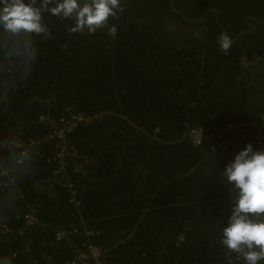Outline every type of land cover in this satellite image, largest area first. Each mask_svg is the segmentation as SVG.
<instances>
[{"label": "trees", "instance_id": "1", "mask_svg": "<svg viewBox=\"0 0 264 264\" xmlns=\"http://www.w3.org/2000/svg\"><path fill=\"white\" fill-rule=\"evenodd\" d=\"M120 2L109 20L115 35L108 28L70 33L68 21L45 16L50 35L35 38L37 56L27 75L0 71V141L35 138L45 131L39 118H60L66 106L75 114L108 113L69 135L87 164L74 173L70 158L66 168L85 222L79 229L97 233L94 243L109 250L105 264H231L234 254L219 238L235 193L220 172L246 143L257 150L255 137L230 144L216 159L208 154L213 141L193 147L185 137L192 127L212 132L264 114V74L242 66L256 56L264 64V0H173V9L170 0ZM171 20L179 31L204 28V40L189 32L176 36ZM245 21L256 29L221 51L217 36L225 30L232 40L247 30ZM14 155L0 152V220L8 218L12 230L0 237V258L30 264L12 254L31 240L36 264L41 252L62 262L71 250L66 242L53 244V229L19 238L13 229L21 222L13 216L31 207L57 228L78 223L77 212L44 160L13 165ZM83 241L81 234L74 238L76 245Z\"/></svg>", "mask_w": 264, "mask_h": 264}, {"label": "clouds", "instance_id": "2", "mask_svg": "<svg viewBox=\"0 0 264 264\" xmlns=\"http://www.w3.org/2000/svg\"><path fill=\"white\" fill-rule=\"evenodd\" d=\"M120 11V0H0V71L20 77L27 75L37 56L35 38L50 35L45 16L68 21L70 33L92 35L108 28L115 35L117 28L109 25V20ZM218 43L224 52L232 46L227 34L220 35ZM220 175L235 195L220 229L219 243L226 252L234 254L231 264H261L264 261V150L246 143ZM183 239V236L178 238L179 242ZM0 264H12V261L0 258Z\"/></svg>", "mask_w": 264, "mask_h": 264}, {"label": "built area", "instance_id": "3", "mask_svg": "<svg viewBox=\"0 0 264 264\" xmlns=\"http://www.w3.org/2000/svg\"><path fill=\"white\" fill-rule=\"evenodd\" d=\"M247 67L255 66L264 72L263 64L259 59L251 60L246 64ZM66 114L60 118L52 119L49 116H42L38 122L41 126H44L45 131L37 134L35 138H27L8 142L6 140L0 141V152L10 151L14 152L13 165L23 166L28 158L37 157L44 160L46 167L51 171L52 177L56 181L57 185H60L69 195V202L73 205L77 212L79 222L73 225H67L62 227H53L45 220L39 219V214L36 209L27 207L26 211L16 213L13 216L14 221L21 222V226L17 229H13V232L19 237L24 236L31 232L40 231L41 233L47 232V230H54L53 244L55 243H67L69 250H71V256L59 263H54L51 256L46 253H40V261L42 264H105V260L109 250H104L96 245L93 239L97 233L86 227L82 230L79 229V225H84L85 222L80 214L81 204L77 200V191L75 185L67 173L66 168L69 166L70 158L75 159L72 166V172L80 173L81 167L87 164L86 161H79L81 157L78 156V152H74L77 148L72 143L69 135L78 128L80 125L89 124L92 121L99 120L106 115L104 111L98 112L99 115L94 114H75L74 111L66 106ZM102 115V116H101ZM101 118L98 119V117ZM264 133V114L258 119L246 122L244 124L228 123L218 130L207 132L202 127L189 128L185 137V140L193 147L205 146L208 141H213L208 147V154L216 156L218 153L221 155L227 154L229 145L236 143L241 139H247L250 135H253L256 140L257 150H264L263 142ZM227 135L228 138L219 142L214 141V138ZM1 164V163H0ZM9 169L2 167L1 176L9 178ZM9 219L0 220V237L9 238L7 234L12 232L8 227ZM83 235L85 241L80 245L74 243V238L77 235ZM32 241L29 240L26 244L15 251L12 256H24L29 260L30 264H36L31 248Z\"/></svg>", "mask_w": 264, "mask_h": 264}, {"label": "rangeland", "instance_id": "4", "mask_svg": "<svg viewBox=\"0 0 264 264\" xmlns=\"http://www.w3.org/2000/svg\"><path fill=\"white\" fill-rule=\"evenodd\" d=\"M251 24V23H250ZM252 25H254V24H252ZM172 26V27H171ZM168 29L170 30V29H173L172 30V32H176V36H177V33L178 32H180V34H182L183 32H189V33H192L193 35V37H194V39H196L198 42H201V41H203L204 40V38H205V30H204V28H201V27H194V26H187V27H181L180 26V31H179V29L177 30V28H173V24H172V20H171V23L168 25ZM176 36H175V34H174V41H173V44H172V47L173 48H176V47H178V43L177 42H175L176 40ZM180 43V42H179ZM255 59H259V58H254L253 60H255ZM260 62L261 63H263V61L261 60V58H260ZM246 61H242V66L244 67V68H246ZM214 156V155H213ZM215 157V159L217 158V156H214Z\"/></svg>", "mask_w": 264, "mask_h": 264}, {"label": "water", "instance_id": "5", "mask_svg": "<svg viewBox=\"0 0 264 264\" xmlns=\"http://www.w3.org/2000/svg\"><path fill=\"white\" fill-rule=\"evenodd\" d=\"M169 5H170V7H172V0H170ZM207 11H208V12H209V11H215V8H213V7H212V8H209V9H207ZM216 15H217V12H216ZM256 21L259 22L258 20H256ZM199 22H201V21H199ZM199 22H197V23H199ZM245 24H246V26H249V25H250V23H248L247 21H245ZM261 24H262V23H261ZM263 25H264V23H263ZM249 27H250L249 30H243V31L240 32L235 38H233V39H232V43H234L236 40H238L242 34H249V33H252L253 30H255V27L252 26V24H251ZM251 28H252V29H251ZM223 34H225V33H223Z\"/></svg>", "mask_w": 264, "mask_h": 264}, {"label": "flooded vegetation", "instance_id": "6", "mask_svg": "<svg viewBox=\"0 0 264 264\" xmlns=\"http://www.w3.org/2000/svg\"><path fill=\"white\" fill-rule=\"evenodd\" d=\"M172 1H173V0H172ZM171 8H172V7H171ZM209 8H212V7H208V9H209ZM172 9H173V8H172ZM173 12L176 13V14H179L183 19L185 18L184 15L181 14V12H179V11H177V10H173ZM207 12H208V11H207ZM209 12H211V11H209ZM205 14H206V13L202 14L201 17H200V19H199L198 21H202V20H203V17H204ZM217 15H218V13H217ZM217 15H216V16H217ZM245 19H246V18H245ZM216 20H217V18H216ZM250 25H251V24H250ZM250 25H249V26H250ZM249 26H246L247 30H249V29H248V28H250ZM252 26L255 27V25H252ZM251 29H252V28H251ZM255 29H256V27H255ZM223 33L226 34L225 30H223L222 33H221L220 35H223ZM220 35L217 36V38H216L217 40H218V38H219ZM235 37H236V36H235Z\"/></svg>", "mask_w": 264, "mask_h": 264}]
</instances>
